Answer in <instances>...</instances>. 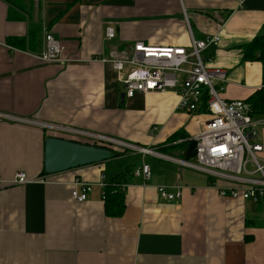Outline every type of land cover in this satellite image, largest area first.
Instances as JSON below:
<instances>
[{
	"label": "crops",
	"instance_id": "crops-1",
	"mask_svg": "<svg viewBox=\"0 0 264 264\" xmlns=\"http://www.w3.org/2000/svg\"><path fill=\"white\" fill-rule=\"evenodd\" d=\"M184 11L195 39L220 37L205 64L226 71L223 98L247 100L263 85L261 64L244 61L243 47L264 35V0H0V176L13 181L24 172L31 180L0 193V264H264V199L222 197L220 189L235 182L121 147L113 148L121 156L101 164L44 172L46 140L70 139L41 124L184 159L207 113L178 112L177 90L127 98L121 76L101 62L137 42L189 48ZM107 27L116 30L112 41ZM32 29L41 30L36 45H29ZM46 34L64 46L62 62L39 59ZM259 120L252 143L262 145L264 160ZM178 133L184 138L170 143ZM130 153L140 164L124 168ZM143 163L152 171L148 182L135 175ZM116 176L126 212L109 218L102 196ZM78 181L93 185L83 203L72 197ZM158 187H181L182 196L169 201Z\"/></svg>",
	"mask_w": 264,
	"mask_h": 264
},
{
	"label": "built area",
	"instance_id": "built-area-1",
	"mask_svg": "<svg viewBox=\"0 0 264 264\" xmlns=\"http://www.w3.org/2000/svg\"><path fill=\"white\" fill-rule=\"evenodd\" d=\"M186 23L191 38L189 48L151 46L137 42L129 50L121 51L118 56L101 62L110 64L121 76L127 98H133L137 94L177 90L178 112L197 113L206 107L204 112L207 113V119L200 135L195 138L197 141L195 158L189 161L173 159L110 137L61 126L41 125L72 141H82L97 147L129 148L144 156L157 155L203 172L212 178H221L238 184L236 187L220 189L222 197L236 200L264 199V160L259 157L263 147L252 143L257 136V127L263 120L254 119L251 106L245 100L228 101L221 96L227 82V73L222 69L208 68L202 56L211 47L218 46L220 37L216 35L197 40L193 37L187 17ZM105 36L107 41L114 40L116 30L107 27ZM44 41L45 51L39 59L47 64L62 62L65 50L62 43L51 34H46ZM249 165L252 166L251 170ZM135 175L142 176L146 182L150 181L152 177L150 166L143 163L136 169ZM30 182L24 172H18L13 181H5L0 176V193L5 186L25 185ZM92 190V184L78 181L73 184L72 197L78 203L86 202ZM157 191L161 197L169 201L180 199L182 196L181 187L176 193L168 191L166 187H158Z\"/></svg>",
	"mask_w": 264,
	"mask_h": 264
},
{
	"label": "trees",
	"instance_id": "trees-1",
	"mask_svg": "<svg viewBox=\"0 0 264 264\" xmlns=\"http://www.w3.org/2000/svg\"><path fill=\"white\" fill-rule=\"evenodd\" d=\"M13 5L19 4L20 0H7ZM10 19H13V17L10 15ZM41 30H31L29 35V45H36L38 44L39 36H40ZM11 42V40H10ZM24 43V40H21L19 43H14L17 46H22ZM243 59L244 61H250V62H258L262 66V75H263V85L260 89L255 91L247 100H245L248 104L251 106L252 110V116L254 119L259 120L261 118H264V35H260L256 38H254L249 44L245 45L243 47ZM205 106L202 108L201 111H205ZM184 138V135L181 133H178L174 135L169 142H176L179 139ZM68 140V139H67ZM72 141V140H71ZM78 143L82 144H88V145H94L90 143H85L82 141H76ZM188 145V144H186ZM185 145V147H187ZM97 146V145H94ZM184 147V144L183 146ZM107 148V147H104ZM116 154V157L121 156L122 152H115L113 148H109ZM127 151H124L126 153ZM126 190L123 187V184L121 183V177L116 176L114 178H111L109 181L105 184V191L103 194V201H104V212L105 215L109 218H120L122 217L126 212Z\"/></svg>",
	"mask_w": 264,
	"mask_h": 264
},
{
	"label": "water",
	"instance_id": "water-1",
	"mask_svg": "<svg viewBox=\"0 0 264 264\" xmlns=\"http://www.w3.org/2000/svg\"><path fill=\"white\" fill-rule=\"evenodd\" d=\"M197 154V141L192 139L184 152L189 161ZM116 157L109 148L82 144L58 137H49L45 142L44 172L53 175L73 169L101 164Z\"/></svg>",
	"mask_w": 264,
	"mask_h": 264
},
{
	"label": "rangeland",
	"instance_id": "rangeland-1",
	"mask_svg": "<svg viewBox=\"0 0 264 264\" xmlns=\"http://www.w3.org/2000/svg\"><path fill=\"white\" fill-rule=\"evenodd\" d=\"M202 56L204 58V62L206 61V64H208L209 61L211 60L210 59L211 57L208 55L207 52L203 53ZM205 57H206V60H205ZM212 60H213V58H212ZM225 85H224V88H225ZM221 96L223 97V92L221 93ZM137 164H140V158L138 155H136L134 153H130L129 156H127V158H125L124 160L121 161V166L124 168H126V167L132 168L133 166H135ZM249 169L250 170L252 169L251 165H249ZM108 171H109V173L111 172L110 170H108ZM192 171L196 172V170H193V169H192ZM197 173H199V171H197ZM200 174H202V172H200ZM202 175L206 178H212L209 175H206L205 173H203ZM213 178L216 179L217 181H219L218 178H215V177H213Z\"/></svg>",
	"mask_w": 264,
	"mask_h": 264
}]
</instances>
